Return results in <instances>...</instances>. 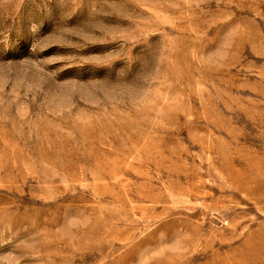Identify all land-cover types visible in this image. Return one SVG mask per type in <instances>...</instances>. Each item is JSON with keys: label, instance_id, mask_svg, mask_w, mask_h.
<instances>
[{"label": "rangeland", "instance_id": "374dc122", "mask_svg": "<svg viewBox=\"0 0 264 264\" xmlns=\"http://www.w3.org/2000/svg\"><path fill=\"white\" fill-rule=\"evenodd\" d=\"M0 264H264V0H0Z\"/></svg>", "mask_w": 264, "mask_h": 264}]
</instances>
